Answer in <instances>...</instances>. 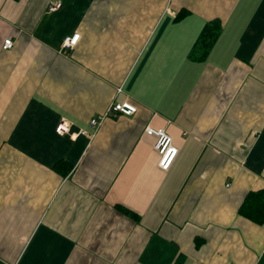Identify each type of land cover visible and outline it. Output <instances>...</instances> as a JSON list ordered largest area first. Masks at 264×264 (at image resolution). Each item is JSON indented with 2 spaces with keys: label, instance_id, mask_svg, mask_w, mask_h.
<instances>
[{
  "label": "crops",
  "instance_id": "obj_1",
  "mask_svg": "<svg viewBox=\"0 0 264 264\" xmlns=\"http://www.w3.org/2000/svg\"><path fill=\"white\" fill-rule=\"evenodd\" d=\"M262 189L264 0H0V264H264Z\"/></svg>",
  "mask_w": 264,
  "mask_h": 264
},
{
  "label": "built area",
  "instance_id": "obj_2",
  "mask_svg": "<svg viewBox=\"0 0 264 264\" xmlns=\"http://www.w3.org/2000/svg\"><path fill=\"white\" fill-rule=\"evenodd\" d=\"M59 3L54 4L50 9L52 11L58 9ZM78 38V39H76ZM80 39V34H75L71 38H67L65 41V48H72L76 46L77 42ZM14 41L11 39H6L3 43V49L9 50L13 48ZM137 112V107L135 104L130 101H125L122 103L112 104L111 107L100 116L93 118L90 122L91 126L94 128H98L103 121L108 118H118L119 116H132ZM71 126L66 123V121H62L57 126V133L60 135H64L69 133ZM146 133L150 136H154L157 138V143L155 145V149L160 156L159 167L162 170H168L173 164L177 154L178 148L174 145L172 137L167 133L164 129H154L152 127L146 128ZM80 134H87V131L84 129H80Z\"/></svg>",
  "mask_w": 264,
  "mask_h": 264
},
{
  "label": "trees",
  "instance_id": "obj_3",
  "mask_svg": "<svg viewBox=\"0 0 264 264\" xmlns=\"http://www.w3.org/2000/svg\"><path fill=\"white\" fill-rule=\"evenodd\" d=\"M221 23L214 21L207 25L195 46L194 58L203 60L206 58L215 40L220 34ZM240 212L258 224L264 223V189L251 191L243 202Z\"/></svg>",
  "mask_w": 264,
  "mask_h": 264
},
{
  "label": "snow or ice",
  "instance_id": "obj_4",
  "mask_svg": "<svg viewBox=\"0 0 264 264\" xmlns=\"http://www.w3.org/2000/svg\"><path fill=\"white\" fill-rule=\"evenodd\" d=\"M76 39H78V38H76Z\"/></svg>",
  "mask_w": 264,
  "mask_h": 264
}]
</instances>
